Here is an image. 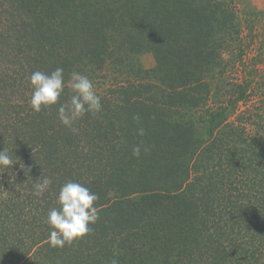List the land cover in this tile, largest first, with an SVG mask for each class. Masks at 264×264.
I'll return each instance as SVG.
<instances>
[{"label":"trees","instance_id":"obj_1","mask_svg":"<svg viewBox=\"0 0 264 264\" xmlns=\"http://www.w3.org/2000/svg\"><path fill=\"white\" fill-rule=\"evenodd\" d=\"M234 5L0 0V151L18 159L0 169V264H264V104L237 112L260 86L227 76L244 56ZM57 67L102 98L78 133L57 118L67 86L56 105L29 104L30 73ZM41 176L52 184L36 197ZM69 180L99 195V219L51 248L46 215Z\"/></svg>","mask_w":264,"mask_h":264},{"label":"clouds","instance_id":"obj_2","mask_svg":"<svg viewBox=\"0 0 264 264\" xmlns=\"http://www.w3.org/2000/svg\"><path fill=\"white\" fill-rule=\"evenodd\" d=\"M28 81L32 88L29 104L34 112L56 105L65 87L70 88L73 95L70 100L59 105L57 118L73 133L79 132L74 126L78 119L86 113L96 114L102 111V98L97 93L93 81L81 72H71L66 81L62 67H57L50 74L37 70L30 73ZM134 119L138 120L139 117ZM137 135L141 137L145 135L143 127L137 129ZM141 150L142 145H135L132 155L139 158ZM143 151L147 152L149 149L145 146ZM17 160H13V153L9 154L5 149L0 151V169L11 168ZM2 172L4 171H0ZM14 179L15 177L12 176L10 181ZM51 184V178L39 177L33 184L32 194L36 197L43 196ZM98 200L99 195L80 182L69 180L62 184L56 194L59 207L50 208L46 215L45 223L50 229L47 237L49 246L63 248L89 234L92 231L90 225L95 224L99 219V209L96 205ZM110 264H119V261L113 259Z\"/></svg>","mask_w":264,"mask_h":264},{"label":"rangeland","instance_id":"obj_3","mask_svg":"<svg viewBox=\"0 0 264 264\" xmlns=\"http://www.w3.org/2000/svg\"><path fill=\"white\" fill-rule=\"evenodd\" d=\"M237 15L240 19L239 32L237 34L238 44L244 48V56L237 61L233 68L228 70L229 78L234 81H247L249 75L257 74L254 93L244 102H240L237 112L260 106L264 104V0H234ZM248 9L256 11V14L247 15ZM245 11L246 13H243ZM255 59V60H254ZM144 67L154 65L153 56L144 53L140 56Z\"/></svg>","mask_w":264,"mask_h":264}]
</instances>
